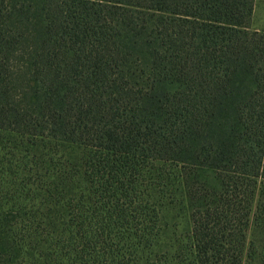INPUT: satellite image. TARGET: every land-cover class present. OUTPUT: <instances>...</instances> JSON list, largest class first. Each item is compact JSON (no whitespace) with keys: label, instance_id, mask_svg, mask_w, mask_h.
I'll return each mask as SVG.
<instances>
[{"label":"trees","instance_id":"trees-1","mask_svg":"<svg viewBox=\"0 0 264 264\" xmlns=\"http://www.w3.org/2000/svg\"><path fill=\"white\" fill-rule=\"evenodd\" d=\"M254 5L0 0V130L182 163L199 264H242L264 178ZM44 148L0 146V264H137L120 186L78 162L45 180Z\"/></svg>","mask_w":264,"mask_h":264},{"label":"rangeland","instance_id":"rangeland-1","mask_svg":"<svg viewBox=\"0 0 264 264\" xmlns=\"http://www.w3.org/2000/svg\"><path fill=\"white\" fill-rule=\"evenodd\" d=\"M250 27L264 31V0H255ZM33 136L0 130V146H45L42 153L47 162L41 163L44 169L40 172H47L43 175L45 180H54L59 170L71 171L76 176L73 163L78 162L81 176L77 178L89 182L95 179V183L109 178L115 188L120 186L122 196L112 200L121 199L119 208L124 216L116 225L146 234L142 239H126L129 244H141L137 264H199L182 163ZM86 150L88 156H97L93 168L83 165ZM242 264H264L263 177L256 178Z\"/></svg>","mask_w":264,"mask_h":264}]
</instances>
